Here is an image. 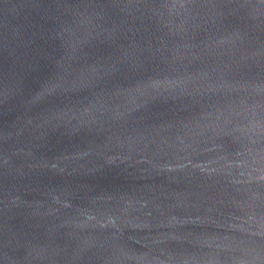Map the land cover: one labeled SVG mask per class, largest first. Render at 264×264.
<instances>
[{"label":"water","instance_id":"water-1","mask_svg":"<svg viewBox=\"0 0 264 264\" xmlns=\"http://www.w3.org/2000/svg\"><path fill=\"white\" fill-rule=\"evenodd\" d=\"M0 264H264V0H0Z\"/></svg>","mask_w":264,"mask_h":264}]
</instances>
